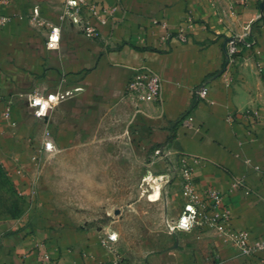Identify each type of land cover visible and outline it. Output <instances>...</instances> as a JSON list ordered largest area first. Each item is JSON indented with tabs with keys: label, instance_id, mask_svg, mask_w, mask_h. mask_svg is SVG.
Masks as SVG:
<instances>
[{
	"label": "crops",
	"instance_id": "obj_1",
	"mask_svg": "<svg viewBox=\"0 0 264 264\" xmlns=\"http://www.w3.org/2000/svg\"><path fill=\"white\" fill-rule=\"evenodd\" d=\"M86 1L118 6L98 38L60 19L66 0H0V15L10 18L0 28V162L32 206L25 223L0 224V264H264L262 253L243 256L215 231L169 234L166 227L184 203L185 157L199 189L225 195L232 228L249 232L252 242L264 240V0ZM54 27L61 30L58 44L49 42ZM245 33L252 47L241 45L229 65L226 44ZM143 66L163 80L159 103L136 105L126 97ZM204 87L203 97L197 91ZM58 91L71 95L36 118L28 96ZM188 114L191 124L183 122ZM46 132L53 157L43 150ZM159 148L165 157L155 156ZM138 154L156 162L154 182L166 177L158 183L160 200L148 195L146 206L163 209L156 224L162 232L129 250L120 224L90 226L60 200H103L98 171Z\"/></svg>",
	"mask_w": 264,
	"mask_h": 264
},
{
	"label": "built area",
	"instance_id": "obj_2",
	"mask_svg": "<svg viewBox=\"0 0 264 264\" xmlns=\"http://www.w3.org/2000/svg\"><path fill=\"white\" fill-rule=\"evenodd\" d=\"M118 6H102L98 7L95 4L88 3L86 0H66L63 14L60 19L63 21L66 18H71L74 24L79 25L84 34L88 38H98L101 36V28L112 26ZM10 18L0 15V28L6 26ZM164 28H168L167 24H163ZM186 27L193 29L195 22L192 18L186 20ZM112 29V27H111ZM185 28H180L179 35H183ZM60 27L52 28L49 36V42L58 44L60 42ZM57 39H53V37ZM171 37L170 34L166 39ZM249 33L243 36L231 38L226 44V56L229 65L236 63L237 56L240 52V46L251 48L252 42H247ZM227 85L232 83V79L226 77ZM163 80L154 71L141 67L136 70L133 77L129 81L126 88V97L134 104L143 103H159L162 100ZM198 95L206 96L208 88L204 87L197 91ZM71 95L70 92H53L51 94L34 93L28 96L29 108L33 115L38 119H44L51 109L60 102L64 101ZM12 104L6 105L2 117L6 122L11 118ZM193 121L190 114L184 119V123L191 124ZM11 125H15L11 123ZM45 153L53 157L56 154V146L50 132L45 133L43 143ZM156 157L163 158L167 154L162 149H156L154 152ZM249 164V161H246ZM179 174L182 180V196L184 203L179 216L167 222L166 227L169 234L178 232H192L195 230H211L224 236L226 243L239 250L243 256H254L262 253L261 261L264 263V240L252 242L250 234L247 231H236L231 226V210L225 203V195L214 188L199 189L194 177V170L189 165L186 158L180 160ZM258 169V168H256ZM240 182H237L239 184ZM108 240L111 242L117 241L116 235H108ZM42 259L50 262L48 254H43ZM213 261H218L219 256L217 250L211 252ZM115 264H122L120 260L115 261Z\"/></svg>",
	"mask_w": 264,
	"mask_h": 264
},
{
	"label": "rangeland",
	"instance_id": "obj_3",
	"mask_svg": "<svg viewBox=\"0 0 264 264\" xmlns=\"http://www.w3.org/2000/svg\"><path fill=\"white\" fill-rule=\"evenodd\" d=\"M154 162L148 154H138L128 159L118 157L114 161L111 159L110 168L98 171L102 183L97 188L100 187L105 197L103 200L77 199L75 203L60 200V204H68L72 213L81 214L82 220L90 226L111 229L120 224L124 229L123 239L127 248L136 250L144 241L157 238L162 232L156 224L163 219V209L157 211L146 208L148 195L152 193V183L158 174ZM162 193L164 196L166 190ZM31 207V202L17 188L11 174L0 162V224L15 226L25 223ZM116 211H120V214L115 215ZM144 216L148 217L147 228L144 226Z\"/></svg>",
	"mask_w": 264,
	"mask_h": 264
},
{
	"label": "bare ground",
	"instance_id": "obj_4",
	"mask_svg": "<svg viewBox=\"0 0 264 264\" xmlns=\"http://www.w3.org/2000/svg\"><path fill=\"white\" fill-rule=\"evenodd\" d=\"M150 181H152V178H149ZM152 193L149 195V200L152 202H157L160 200L161 198V185L160 184H156L155 182L152 183Z\"/></svg>",
	"mask_w": 264,
	"mask_h": 264
},
{
	"label": "water",
	"instance_id": "obj_5",
	"mask_svg": "<svg viewBox=\"0 0 264 264\" xmlns=\"http://www.w3.org/2000/svg\"><path fill=\"white\" fill-rule=\"evenodd\" d=\"M264 5V4H263ZM166 180V177L165 176H158L156 179H155V183L158 184L160 183L161 181H164ZM116 214H118V212H116Z\"/></svg>",
	"mask_w": 264,
	"mask_h": 264
},
{
	"label": "trees",
	"instance_id": "obj_6",
	"mask_svg": "<svg viewBox=\"0 0 264 264\" xmlns=\"http://www.w3.org/2000/svg\"><path fill=\"white\" fill-rule=\"evenodd\" d=\"M247 42H251V38H248V39H247Z\"/></svg>",
	"mask_w": 264,
	"mask_h": 264
},
{
	"label": "snow or ice",
	"instance_id": "obj_7",
	"mask_svg": "<svg viewBox=\"0 0 264 264\" xmlns=\"http://www.w3.org/2000/svg\"><path fill=\"white\" fill-rule=\"evenodd\" d=\"M53 39L55 40V39H57V37L54 36Z\"/></svg>",
	"mask_w": 264,
	"mask_h": 264
}]
</instances>
